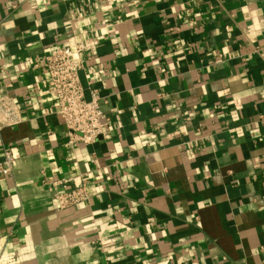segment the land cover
<instances>
[{"label": "crops", "instance_id": "obj_1", "mask_svg": "<svg viewBox=\"0 0 264 264\" xmlns=\"http://www.w3.org/2000/svg\"><path fill=\"white\" fill-rule=\"evenodd\" d=\"M86 39L112 132L72 150L44 58ZM4 95L0 264H264V0H0Z\"/></svg>", "mask_w": 264, "mask_h": 264}, {"label": "built area", "instance_id": "obj_2", "mask_svg": "<svg viewBox=\"0 0 264 264\" xmlns=\"http://www.w3.org/2000/svg\"><path fill=\"white\" fill-rule=\"evenodd\" d=\"M97 48V41L86 39L74 47L57 46L44 58L48 85L56 99V114L66 126L67 146L72 150L78 145H95L109 138L112 132L111 119L102 110L101 95L94 90L87 99L81 82L86 62L93 58ZM21 121L16 101L8 95L0 97V131L15 127ZM15 163L12 151L6 149L4 161L0 163V176L12 175ZM60 188L66 191L61 193ZM50 191L61 210L78 206L91 198L84 183L71 179L52 182Z\"/></svg>", "mask_w": 264, "mask_h": 264}]
</instances>
